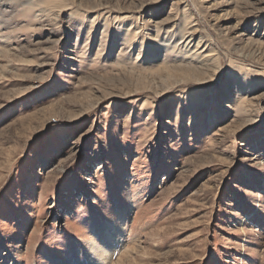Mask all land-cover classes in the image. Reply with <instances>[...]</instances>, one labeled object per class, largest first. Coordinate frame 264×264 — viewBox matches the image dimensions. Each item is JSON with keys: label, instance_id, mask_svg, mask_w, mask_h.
<instances>
[{"label": "rangeland", "instance_id": "374dc122", "mask_svg": "<svg viewBox=\"0 0 264 264\" xmlns=\"http://www.w3.org/2000/svg\"><path fill=\"white\" fill-rule=\"evenodd\" d=\"M121 227L106 264H264V0H0V264Z\"/></svg>", "mask_w": 264, "mask_h": 264}, {"label": "bare ground", "instance_id": "6f19581e", "mask_svg": "<svg viewBox=\"0 0 264 264\" xmlns=\"http://www.w3.org/2000/svg\"><path fill=\"white\" fill-rule=\"evenodd\" d=\"M110 229L113 230L112 227H110ZM120 229H121L120 233H122V235L116 234V235L112 236L113 232L111 234V231H108V233H110L109 237H108L110 242L112 241L115 244L109 243L106 246L99 245L95 242H92L90 244L91 252L96 257V261L93 262L94 264H106L107 262H110L114 253L116 251H118L119 249H121V247H123V245H125V244H123L125 241H121L123 238V234H125V231L123 230L122 227Z\"/></svg>", "mask_w": 264, "mask_h": 264}]
</instances>
